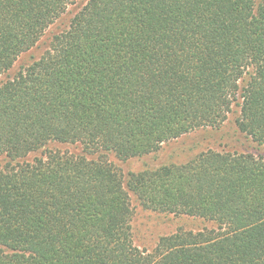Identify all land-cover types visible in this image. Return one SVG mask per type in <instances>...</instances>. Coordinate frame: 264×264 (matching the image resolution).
<instances>
[{
  "label": "trees",
  "instance_id": "trees-1",
  "mask_svg": "<svg viewBox=\"0 0 264 264\" xmlns=\"http://www.w3.org/2000/svg\"><path fill=\"white\" fill-rule=\"evenodd\" d=\"M72 7L0 83V264H264L263 154L109 160L226 123L264 148V0H0V78ZM133 196L213 225L142 248Z\"/></svg>",
  "mask_w": 264,
  "mask_h": 264
},
{
  "label": "rangeland",
  "instance_id": "rangeland-1",
  "mask_svg": "<svg viewBox=\"0 0 264 264\" xmlns=\"http://www.w3.org/2000/svg\"><path fill=\"white\" fill-rule=\"evenodd\" d=\"M74 13L75 7H72L69 13L49 29L42 39L40 47L25 53L11 70L1 76L0 83L13 77L23 65L29 63L33 58H38L44 49H46L53 35L67 26ZM52 146L58 147L56 144ZM59 146L70 148V151L73 152H80V147L72 145ZM208 150L254 152L264 155V148L248 140L236 130L233 124L226 123L218 129H199L168 141L163 144L158 152L150 155L136 157L126 161L111 155L109 156V160L127 175L129 172L154 168L166 163L185 162L195 155ZM133 201L136 207L133 220L134 241L136 245L142 248L151 249L159 237L173 234L181 229L198 231L205 226L213 225V223L201 218L177 216L146 210L138 204L134 196Z\"/></svg>",
  "mask_w": 264,
  "mask_h": 264
}]
</instances>
